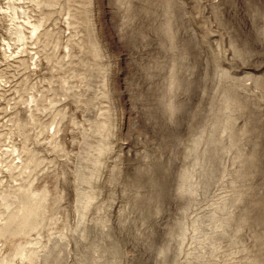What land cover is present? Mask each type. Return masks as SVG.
Segmentation results:
<instances>
[{
	"label": "rangeland",
	"instance_id": "1",
	"mask_svg": "<svg viewBox=\"0 0 264 264\" xmlns=\"http://www.w3.org/2000/svg\"><path fill=\"white\" fill-rule=\"evenodd\" d=\"M0 264H264V0H0Z\"/></svg>",
	"mask_w": 264,
	"mask_h": 264
},
{
	"label": "bare ground",
	"instance_id": "2",
	"mask_svg": "<svg viewBox=\"0 0 264 264\" xmlns=\"http://www.w3.org/2000/svg\"><path fill=\"white\" fill-rule=\"evenodd\" d=\"M37 28H38V24L36 25V24H32L31 25V32H30V36H33L34 34H35V32H36V30H37ZM20 40V39H19ZM8 45V44H7Z\"/></svg>",
	"mask_w": 264,
	"mask_h": 264
}]
</instances>
